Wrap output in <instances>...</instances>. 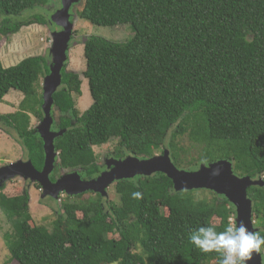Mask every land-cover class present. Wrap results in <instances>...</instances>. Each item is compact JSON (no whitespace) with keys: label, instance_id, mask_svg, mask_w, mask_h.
<instances>
[{"label":"trees","instance_id":"16d2710c","mask_svg":"<svg viewBox=\"0 0 264 264\" xmlns=\"http://www.w3.org/2000/svg\"><path fill=\"white\" fill-rule=\"evenodd\" d=\"M49 1L0 0V35L45 24L42 16L24 15ZM80 17L98 26L127 24L133 34L124 42L79 39L92 98L82 113L73 99L81 79L65 71V63L53 94L54 107L65 114L56 130L64 129L55 138L57 167L78 171L83 180L98 176L103 168L93 147L111 139L118 140L116 159L168 149L178 167L186 152L179 138L186 136L202 148L187 160L188 170L228 159L239 176L264 173V0H84ZM49 68L41 55L0 65V101L11 89L23 94L17 110L0 121L17 134L38 170L43 144L30 115L43 117L38 85ZM113 187L117 201L96 192L85 200L70 199L85 193L68 195L51 230L30 226L26 189L7 196L0 187V208L12 220V232L5 234L10 258L18 264H219L216 253H201L188 234L201 225L222 231L234 219L235 207L224 195L176 191L162 172ZM134 191L143 198L132 199ZM247 194L264 235V186H250Z\"/></svg>","mask_w":264,"mask_h":264},{"label":"rangeland","instance_id":"374dc122","mask_svg":"<svg viewBox=\"0 0 264 264\" xmlns=\"http://www.w3.org/2000/svg\"><path fill=\"white\" fill-rule=\"evenodd\" d=\"M84 0H78L71 8V20L73 22V42L68 48V60L66 61L65 71L78 74L81 79L80 93L73 94L76 109L79 113L86 110L92 103V98L89 93L88 83L84 78L83 72L86 69L85 58L83 54V44L79 41L83 37L89 35L101 36L106 39L124 42L132 37V32L127 24H119L115 26H98L80 17ZM61 7L60 0H50L43 7L35 8L30 12H26L24 16L34 18L42 16L45 24L33 23L28 26H21L20 29L7 37L0 35V65L8 67L17 64L23 58L28 56L41 55L46 58L49 66L53 62L52 47V32L60 30L55 22L51 19L54 13ZM78 41V42H77ZM43 77L39 79L38 90L42 93ZM23 94L17 90L11 89L9 93L0 101V115H5L11 111H16L18 104L22 100ZM54 119L53 129H57L59 119L65 115L58 111L55 107L52 109ZM41 120H38L33 115H30V126L36 129ZM117 139H111L109 142L94 146V152L97 156V162L103 168L102 171L108 168L109 159H116L112 153L118 146ZM180 145H183L184 162L178 167L186 169L188 162L193 158H197L201 151V145L188 140L186 136L179 138ZM164 150V149H163ZM157 151L155 155L162 154V151ZM26 153L18 142L17 134L5 123L0 121V166L15 162L16 160H26ZM58 161V160H57ZM55 162V164L57 163ZM57 164L55 168H57ZM188 170V169H187ZM193 170V169H192ZM101 171V172H102ZM78 172V171H73ZM69 173L66 169L59 168L57 176ZM264 180V173L260 176ZM39 183L31 180H24L21 177H15L4 182L2 192L7 196L21 194L25 189L28 191L29 200L28 207L32 219L29 222L30 226L42 225L49 230L53 227V221L57 217L56 212L62 210V201L68 198V194L61 192L57 198L50 196L42 197V189ZM81 198L70 197L72 201L76 199L85 200L89 197H95V193L91 191L84 192ZM117 201L118 197L115 194L113 184L107 188V196L105 201ZM56 210V211H55ZM235 219V217H234ZM254 226H255V220ZM12 232V220H9L2 209L0 208V264H18L17 261L10 258V254L5 242V234ZM112 236V235H111ZM116 237V236H115Z\"/></svg>","mask_w":264,"mask_h":264},{"label":"water","instance_id":"95a60500","mask_svg":"<svg viewBox=\"0 0 264 264\" xmlns=\"http://www.w3.org/2000/svg\"><path fill=\"white\" fill-rule=\"evenodd\" d=\"M61 7L54 13L52 20L60 30L52 32L53 62L49 73L44 76L41 109L43 117L35 129L42 140L44 164L41 170L34 167L30 159L16 160L0 166V187L11 178L21 177L40 184L42 197L57 198L61 192L68 195H78L86 191L107 196V188L122 179H131L137 175L149 176L156 172L164 173L172 180L176 191L191 189H209L224 195L235 207V220H242L251 231H256L252 218L253 202L247 194L250 186H264L261 177L256 179L248 175L239 176L233 172L232 163L228 159H220L209 164H200L195 170L177 167L170 151L164 149L162 154L149 158H138L127 155L121 159H109L108 168L90 180H83L78 172L63 174L54 182L50 175L57 161L58 152L55 150V138L63 130H53L54 107L53 94L62 82V69L68 59V48L73 40V22L71 8L78 0H60ZM249 264H263L262 256H257Z\"/></svg>","mask_w":264,"mask_h":264},{"label":"clouds","instance_id":"9594fccd","mask_svg":"<svg viewBox=\"0 0 264 264\" xmlns=\"http://www.w3.org/2000/svg\"><path fill=\"white\" fill-rule=\"evenodd\" d=\"M131 197L139 200L143 194L134 191ZM188 240L201 253H216L219 264H249L264 256V235L249 230L242 220L230 218L222 231L214 225H201L189 232Z\"/></svg>","mask_w":264,"mask_h":264},{"label":"flooded vegetation","instance_id":"af4514ba","mask_svg":"<svg viewBox=\"0 0 264 264\" xmlns=\"http://www.w3.org/2000/svg\"><path fill=\"white\" fill-rule=\"evenodd\" d=\"M53 126H54V124H53ZM55 130H57V129H55ZM54 171H52V173H51V176L53 175V176H55V179L53 180V182L57 179V178H60L63 174H61L60 176H57V173H58V170H59V167H57V169H53ZM67 172H71V171H69V170H66ZM65 174H67V173H65Z\"/></svg>","mask_w":264,"mask_h":264}]
</instances>
